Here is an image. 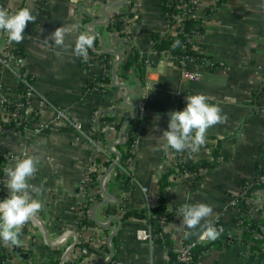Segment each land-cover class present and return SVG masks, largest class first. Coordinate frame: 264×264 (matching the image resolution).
<instances>
[{
  "label": "crops",
  "instance_id": "crops-1",
  "mask_svg": "<svg viewBox=\"0 0 264 264\" xmlns=\"http://www.w3.org/2000/svg\"><path fill=\"white\" fill-rule=\"evenodd\" d=\"M107 3L112 6L105 7ZM209 5L207 0H197L192 12L203 20L204 32L196 38L194 49L204 57L182 65L169 50L157 53L152 47L154 35L165 37L176 30V26L165 25L162 0H86L76 5L66 0H0V6L10 13L28 7L36 16L34 23H28L23 42L16 43L23 49L21 68L32 77L37 97L64 111L82 129V135L76 139L75 130L55 119L52 109L45 108L22 131L9 129L0 135V155L15 158L31 155L38 159L37 172L29 181L38 189L34 198L42 203L36 216L44 224L50 241L62 243L60 247L50 246L32 218L20 235L19 246L9 247L0 240L9 264H61L62 255L75 241L70 235L73 233L77 243L63 264L105 261L108 247L113 253L109 264L114 261L168 264L170 254L186 242L206 245L216 240L204 238L200 229L181 226L179 208L196 203L213 208L212 217L202 224L218 218L229 238V242L205 252L197 264H264V258L254 253L250 242L244 239L240 213L230 204L234 198L241 199L244 183L257 171L264 147V0H224L206 16ZM104 11L110 16L107 24L88 26L90 21L104 22ZM117 22H122L120 28H126L132 44H126L118 34L114 27ZM86 26L102 37L105 49L95 36L94 47L89 50L98 57L107 54L111 81L116 62L114 81L125 84L128 91L112 82L102 90L84 91L88 77L97 76L100 71L98 64H86L74 54L76 37L87 32ZM58 27L66 30L63 47L56 46L50 37ZM4 32L0 31V49ZM133 47L146 54L147 64L154 66L164 60L154 73L157 84L153 89L146 90L143 80L140 82L132 70L122 68ZM106 51H117L120 56ZM182 66L199 73L201 79L181 78ZM19 70L14 63L9 68L0 66V93L17 100H20ZM184 93L205 94L209 103L219 105L226 116L223 123L208 129L205 145L192 153V161L214 162V166L201 171L192 186L183 179L170 177L165 205L171 218L165 226L154 229L149 240L140 241L135 232L147 227L148 217L123 220L122 216L127 211L147 210L149 196L156 195L158 200L159 178L172 168L176 151H153V148L161 142L162 131L167 130V113L177 110ZM132 105L138 106V115ZM94 110L101 116L91 123ZM2 113L0 109V117ZM119 121H123L121 126H117ZM126 121L129 123L124 125ZM90 137L92 142L87 140ZM127 139L133 142L132 162L124 168L123 163H117L102 182V188L117 198V203L95 209L99 222H106L111 214L121 221L119 232L107 243L108 235L118 224L112 218L111 226L103 229L91 219L94 205L105 198L99 179L109 168L95 160L110 161L111 165L116 161L114 151L122 154ZM111 143L114 146L109 147ZM91 167L99 178L88 189L91 199H84L89 220L80 229L78 185ZM144 187L149 195L143 191ZM4 194V198L9 195L7 177ZM245 201L248 205L245 220L253 216L258 221L264 186L251 188Z\"/></svg>",
  "mask_w": 264,
  "mask_h": 264
},
{
  "label": "clouds",
  "instance_id": "clouds-1",
  "mask_svg": "<svg viewBox=\"0 0 264 264\" xmlns=\"http://www.w3.org/2000/svg\"><path fill=\"white\" fill-rule=\"evenodd\" d=\"M34 16L28 7L17 8L11 13L0 6V31L8 34L9 42L21 43L28 23H34ZM58 47H63L66 30L58 27L50 34ZM95 36L82 32L75 40L74 54L87 60L89 49L94 47ZM178 43V42H177ZM169 121L167 130L162 131L160 143L153 151L174 150L176 152L196 153L206 143V133L211 127L223 123L226 116L219 105L209 103L205 94L186 97V106L181 111L167 113ZM157 119L159 117L157 116ZM39 161L31 155L18 158L14 166L5 170L9 195L0 200V240L6 246H19L20 235L25 225L31 221L42 208V203L34 198L37 187L29 181L37 172ZM181 226L188 229H200L202 236L215 240L220 230L212 223H203L213 215L211 205L205 203L184 204L178 210Z\"/></svg>",
  "mask_w": 264,
  "mask_h": 264
},
{
  "label": "built area",
  "instance_id": "built-area-1",
  "mask_svg": "<svg viewBox=\"0 0 264 264\" xmlns=\"http://www.w3.org/2000/svg\"><path fill=\"white\" fill-rule=\"evenodd\" d=\"M69 3L76 5L81 2H84L86 0H66ZM210 5L209 6H215L216 0H207ZM197 0H192V3L196 4ZM187 6V5H186ZM194 9L190 11L192 14ZM164 17V16H163ZM174 22L168 23L166 21V18L164 17L165 20V25L167 27H173L180 24V20L183 18V14L179 13L174 15ZM85 30L88 32V27H85ZM119 31L122 32V38L125 41L126 44H132V38L131 36L127 33L126 28L122 27L119 29ZM201 35H197L193 38L194 43L197 37ZM16 43L15 42H9L8 40V34L7 32L3 33L2 37V46L0 49V66L1 67H6L9 68L12 63H14L16 66L20 67L19 70V85H21V90L19 87V93H20V100L14 105L12 109H9L12 105V99L11 96H9L7 93H0V109L3 110V113L1 115V119L4 121H10L13 120L15 125L18 126L22 123H24L23 129L27 126H29L34 120H36L37 116L40 113V110L45 109V108H50L54 111V118L59 119L65 123H67L71 128L75 130L76 134V139L80 138V135H82V129L81 125L79 122L73 120L68 114H66L64 111L60 109L54 108L49 102H47L45 99L41 97H37L34 88H33V82L30 81V79L27 78V73L24 71H21V58H18L13 54V49L15 48ZM194 48V45H193ZM198 51V50H197ZM177 58V57H175ZM180 63L186 64L187 62L193 60L192 58H189L188 56H183L182 58H177ZM84 60V59H83ZM86 64H93L96 63L100 66V71L97 76H105L108 74L109 71V63L106 61L103 57H98L94 56L90 52H88V58L87 60H84ZM114 59L112 60V62ZM164 62V60H159L154 66L151 64H146L145 66V72H144V77H143V85L146 90L153 89L156 87L157 80L153 77L154 73L156 70L159 69L160 65ZM181 78H186L191 81L195 80H200L201 75L199 73L189 71L185 67L182 66L180 73H179ZM95 75H90L88 77V82L89 79L94 77ZM87 82V83H88ZM86 83V84H87ZM98 84H101L97 82ZM97 85V84H96ZM96 91L98 89L95 88ZM186 97L187 94L184 93L181 95L180 102L177 106L176 111H181L184 109L186 106ZM100 113L97 110H94L92 112L91 116V123L95 122L99 117ZM42 126V125H41ZM14 129V128H13ZM37 128L34 129L36 131ZM17 131V130H16ZM89 142H92V138L87 139ZM133 151V144L130 148L125 147L124 152H132ZM115 153L119 154L121 157V153L119 150L114 151ZM1 157L4 159V161L1 162L0 167L2 169V175L0 176V183H1V190L0 193L3 195L5 193V188H6V175H5V170L8 168L9 163L16 161L20 157H9L4 154L1 155ZM191 159L192 158V153L189 151L185 150L184 152H176L175 158L172 163V168L174 169V174L172 175L173 178L175 179H183L185 183L186 179L190 177V181L196 180V175L191 174V173H179L178 165L184 161L186 158ZM132 157L128 156L124 161H123V168L130 162H132ZM117 160V156H116ZM94 169L91 167L87 169V171L84 173L83 178L81 179L79 185H78V193L81 198L80 201V208L78 212V226L80 229H83L81 223V219L84 217L85 213L84 210L82 209L83 206L86 205L84 199H91L90 195L88 193V189L90 188L91 184L94 183L93 177L91 175V172H93ZM252 185L255 186H264V147L262 149V156H261V162L259 164V167L257 168V171L255 172L254 176L252 177L251 180H248L244 183L243 186V193L240 198H234L231 200V206H236L238 204H241L243 201H245V194L247 188L251 187ZM143 191L149 195L148 189L146 187L143 188ZM4 198H1L0 200H3ZM157 202V196H149L148 197V205H147V227L146 228H141L137 229L135 232V236L138 240L140 241H147L151 238L152 232L155 229V224L158 225L159 227H163L166 225L168 222L169 218L167 216H160L156 217L155 215L151 214L150 209L156 204ZM246 203V201H245ZM257 203V202H256ZM246 219V216H242L240 219V223ZM208 223L214 224L219 230L220 233L223 231V227L218 224V218L209 221ZM264 223V210L261 211L258 217V224L262 225ZM192 247L193 244L186 242L185 244L182 245V247L176 252L177 253V260L182 263V264H190L192 260ZM8 263V257L5 260V263ZM113 264H128L123 261H114Z\"/></svg>",
  "mask_w": 264,
  "mask_h": 264
},
{
  "label": "trees",
  "instance_id": "trees-1",
  "mask_svg": "<svg viewBox=\"0 0 264 264\" xmlns=\"http://www.w3.org/2000/svg\"><path fill=\"white\" fill-rule=\"evenodd\" d=\"M224 0H216L215 6H208L205 9V15H209L215 7H217L219 4L223 3ZM187 5V6H186ZM195 6L192 3V0H162V16L166 18V21L168 23L174 22V15L182 13L183 18L180 20V24L178 27H176V30L173 34H169L165 37H160L158 35L153 36V49L159 53L161 51L169 50L171 55L177 58H182L183 56H188L192 59H202L204 55L193 48L194 40L193 38L197 35H201L204 32L203 27V20L200 18L194 17L190 11L194 9ZM122 22H117L114 24V27H116V30L120 36H122V32L119 31L120 25ZM178 42V43H177ZM13 54L17 56L18 58L22 57L23 49L21 46L16 45L15 48L12 50ZM89 52L92 54L91 50ZM104 59L107 61V54H103ZM95 56V55H94ZM148 63L147 56L144 53H140L135 47L131 50V55L127 58L126 62L122 65L123 69H126L128 71L132 70L138 80L141 82L144 77L145 72V66ZM111 65V64H109ZM108 65V67H109ZM21 71H25L23 68H21ZM27 78L30 79V81L33 82L32 77L30 75H27ZM124 78H127L125 76ZM97 82L101 83L98 84ZM111 83V77L110 75L105 76H94L91 79H89V82L84 87V91L91 93L95 92V88L98 90L105 89L106 86H108ZM97 84V85H96ZM21 90V85H19ZM18 87V89H19ZM19 91V90H18ZM12 100V105L8 107L9 109H12L14 105L19 101L17 99ZM123 124V121H119L117 126H121ZM24 123L21 122L20 125L16 126L13 120L10 121H4L0 118V135H4L7 130L13 129L17 131L23 130ZM128 148H130L133 144L131 139H127L124 143ZM214 156H216V152L213 153ZM131 156L134 157V153L132 152H122L120 157V164L123 163V161L128 157ZM4 161V159L0 155V164ZM96 163H100L101 165L105 166L106 168L110 166V161H100L99 159L95 160ZM214 166V162L209 161H199L195 162L189 159L188 157L182 161L178 165V171L179 173H191L195 174L196 178L199 176L201 171L210 169ZM174 174V169L169 168L167 169L159 178V187H158V200L157 203L150 209L151 214L155 215L156 217L160 216H167L169 219L171 218L170 214L166 211V205H165V191L167 187L171 184V176ZM2 175V169L0 167V176ZM91 175L93 177V180L95 181L94 184L97 183V180L99 178V174L96 171L91 172ZM186 183L188 186H192L194 184V180L190 181V177L186 179ZM92 185V184H91ZM254 185L247 188L246 190V196L249 195V191L251 188H253ZM0 190H1V183H0ZM5 194L0 193V199L4 198ZM88 206L85 205L82 207L84 210V217L81 219V225L84 228L88 223V217L86 215ZM235 208L240 213V219L242 216L247 214L248 205L243 201L241 204H238L235 206ZM264 210V203L259 208V212ZM147 216V210H139L135 212H124L122 219L125 220L129 217H133L135 219H145ZM243 227H245L244 230V239L248 242H250L251 249L254 253L258 254L262 258H264V225L261 226L258 224V221L255 217H248L247 220H243L240 223ZM155 230L159 228L158 225L155 224ZM229 242V238L227 237L226 231H222L220 233L219 238H217L215 241H213L210 244L206 245H199L195 244L192 247V260L190 264H197L201 256L209 251L212 247L217 248L218 246H221L222 244ZM7 259V255L4 253L3 249L0 248V264H9L5 263V260ZM168 264H182L177 260V253L173 252L169 256Z\"/></svg>",
  "mask_w": 264,
  "mask_h": 264
},
{
  "label": "water",
  "instance_id": "water-1",
  "mask_svg": "<svg viewBox=\"0 0 264 264\" xmlns=\"http://www.w3.org/2000/svg\"><path fill=\"white\" fill-rule=\"evenodd\" d=\"M123 1H124V0H122V2H123ZM107 6H112V4H111V3H107L105 7H107ZM105 7H104V9H105ZM103 13H104V16H105V21H104V22L90 21V22L88 23V26H99V25H105V24H107V23L109 22V18H110V16H109V14H108L107 11H104ZM88 32L91 33V34H93L94 36H96V37H98V38L100 39V42H101L102 48L104 49V44H103V39H102V37H101L98 33H96V32L89 31V30H88ZM104 50H105V49H104ZM106 52L111 53V54H117V55L120 54V53H118L117 51H106ZM119 56H120V55H119ZM115 63H116V62H114V65H113V67H112V81H111V82H112L115 86L122 87V88L126 89V91H128V87H127L125 84H123V83H115V81H114V80H115V76H116ZM132 107H134V108L137 110V115H138V114H139V113H138V106H137V105H132ZM128 123H129V121H126V122L124 123V125H126V124H128ZM122 138H123V129H121V131H120V141L122 140ZM111 146H114V143H111V145H110L109 147H111ZM115 154L117 155V160L109 166V168L104 172V174H103V175L100 177V179H99V187H100V190H101L102 195H103L105 198L102 199L101 201L97 202V203L94 205V207H93V209H92V213H91V219H92V221H93L98 227L103 228V229H107V228H109V227L111 226V220H112V218H114V219L117 220V224H118V225H117L116 229H115L114 231H111L110 234L108 235V237H107V243H109L110 239H111L115 234H117V233L119 232L121 221L119 220V218H118L115 214H111L106 222H104V223L99 222V221H97V219L95 218V209H96L98 206H100V205H107V206H109V205H114V204L117 203V198H115V197L112 196L111 194L107 193V192L102 188V182H103L105 176H106L107 173H108L111 169H113V168L115 167V165H117V163H119V161H120V155L117 154V153H115ZM33 218H34L35 221L40 225V227H41V229H42V231H43V233H44V237H45L47 243H48L50 246H52V247H60V246H62V243H57V242L50 241V239H49V237H48V234H47V232H46V229H45L44 224H43L42 221L36 216V214H35V216H34ZM70 235L74 237L75 241H74V243L71 245V247H69V248L64 252V254L62 255V257H61V264H63L64 259H65V258L67 257V255L71 252V250L76 246V243H77V236H76L74 233H73V234H70ZM108 249H109V256H108V258H107L105 261H99V262H93V263H87V264H109V262H110L111 259H112V255H113V253H112V251H111V249H110L109 247H108Z\"/></svg>",
  "mask_w": 264,
  "mask_h": 264
}]
</instances>
